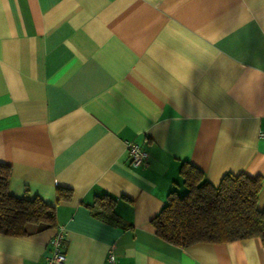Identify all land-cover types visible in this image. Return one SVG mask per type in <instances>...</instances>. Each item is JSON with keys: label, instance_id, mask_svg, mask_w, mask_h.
Here are the masks:
<instances>
[{"label": "crops", "instance_id": "1", "mask_svg": "<svg viewBox=\"0 0 264 264\" xmlns=\"http://www.w3.org/2000/svg\"><path fill=\"white\" fill-rule=\"evenodd\" d=\"M260 130L264 0H0L7 191L55 208L53 227L0 232V264H43L59 227L64 264H109L110 248L119 264H264L259 237L181 247L150 223L185 191L183 162L212 184L259 175L264 208ZM102 194L118 222L92 205Z\"/></svg>", "mask_w": 264, "mask_h": 264}, {"label": "trees", "instance_id": "2", "mask_svg": "<svg viewBox=\"0 0 264 264\" xmlns=\"http://www.w3.org/2000/svg\"><path fill=\"white\" fill-rule=\"evenodd\" d=\"M179 172L185 191H170L166 203L150 220L158 236L181 247L254 236L264 241V208L257 207L259 175L226 172L217 184H212L201 169L189 162H183ZM9 175L10 165L0 162V232L22 235L27 223L38 229L53 227L54 206L37 196L28 199L11 195L7 191ZM69 195L67 189L58 188V197ZM113 204L114 198L107 194L97 196L92 203L107 220L118 222Z\"/></svg>", "mask_w": 264, "mask_h": 264}, {"label": "built area", "instance_id": "3", "mask_svg": "<svg viewBox=\"0 0 264 264\" xmlns=\"http://www.w3.org/2000/svg\"><path fill=\"white\" fill-rule=\"evenodd\" d=\"M260 138H264V130L258 132ZM126 150L132 166L146 163L148 153L133 141H126ZM64 231L59 227L50 240L49 253L46 255L43 264H64L66 255L63 249ZM106 260L109 264H119L118 260L110 248L107 252Z\"/></svg>", "mask_w": 264, "mask_h": 264}]
</instances>
